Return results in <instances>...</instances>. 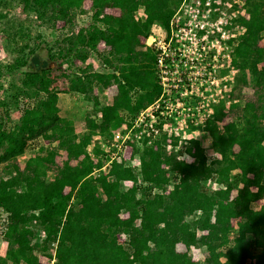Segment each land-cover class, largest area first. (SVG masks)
<instances>
[{
  "label": "trees",
  "instance_id": "obj_1",
  "mask_svg": "<svg viewBox=\"0 0 264 264\" xmlns=\"http://www.w3.org/2000/svg\"><path fill=\"white\" fill-rule=\"evenodd\" d=\"M86 1L21 0L55 22L66 20L68 30L54 43L23 39L13 63L0 67L1 80L5 74L23 76L21 86L13 79L0 100V152L12 160L0 176V210L9 214L0 264H42L40 255L52 243L58 245L57 264H264V205L255 208L264 198V0H244L246 15L235 22L246 28L231 53L242 85L228 94L237 100L230 111L224 102L217 105L202 129L211 147L192 139L177 150L176 140L169 151L166 138L157 148L134 145L131 162H115L98 178L93 172L102 161L95 167L87 147L96 135L109 139L161 95L156 52L144 41L155 27L168 29L183 0H89L93 22L78 28L74 20L88 14ZM110 9L121 16L108 15ZM141 9L145 21L135 18ZM234 9L241 11L239 5ZM101 43L107 51H100ZM92 54L105 72L91 71ZM247 74L253 77L251 93L244 89ZM60 77L81 96L118 86L112 106L84 112L86 132L78 137L74 121L61 115L59 90L52 88ZM23 100L35 105L13 124L11 112ZM39 134L59 142V149L40 151L22 168L16 157L27 137ZM62 150L68 159L58 165L55 152ZM124 182L133 186L123 191ZM73 199L80 209L72 207ZM250 234L260 252L246 248ZM179 244L185 252L177 250ZM194 248L204 251L203 262L194 261Z\"/></svg>",
  "mask_w": 264,
  "mask_h": 264
},
{
  "label": "built area",
  "instance_id": "obj_2",
  "mask_svg": "<svg viewBox=\"0 0 264 264\" xmlns=\"http://www.w3.org/2000/svg\"><path fill=\"white\" fill-rule=\"evenodd\" d=\"M238 2L227 4L232 11L228 13L220 7V0H183L168 29L147 38V47L156 52L161 95L130 124L102 141V171L114 162H131L134 145L157 148V143L166 138L167 149H173L176 140L177 147L182 148L206 127L215 107L226 102V95L232 91L230 76L221 78L219 71L231 66V62L228 66L220 63L231 57L230 41L237 37L228 28L232 22L226 16L237 17L234 5L240 6ZM220 14L225 17L217 28L214 22Z\"/></svg>",
  "mask_w": 264,
  "mask_h": 264
},
{
  "label": "rangeland",
  "instance_id": "obj_3",
  "mask_svg": "<svg viewBox=\"0 0 264 264\" xmlns=\"http://www.w3.org/2000/svg\"><path fill=\"white\" fill-rule=\"evenodd\" d=\"M221 1V0H220ZM239 1L241 5L239 6L241 8V11L237 10L236 15L237 17L229 18L227 15L226 17L230 19V22H232V25H229L228 28H230V31L232 34H236L237 37L234 39H239L246 33V28L240 26L238 23L236 24V20L240 16H245L246 12L242 8L244 0H236ZM222 4H220V7L224 9V11L231 13V9L228 8L227 4L231 3L229 1L228 3L221 1ZM182 5V4H181ZM180 5V6H181ZM179 6V7H180ZM84 10L88 13L83 16H79L75 18V22L77 24L78 28L87 27L92 24V3L91 1H86L84 5ZM178 10V9H177ZM234 10V9H233ZM108 15L112 16H121L122 12L119 9H110L107 11ZM51 16V15H50ZM50 16H46V14H41L37 10H34L30 7H26L21 0H0V67L4 71V67L6 65L12 64L15 55L13 53V50L16 48V46H22V40L29 38L32 42V44L37 43V38H44L45 40L49 42H56V41H62L63 38L67 35L68 28L65 27L67 21L66 20H59L57 22L53 21ZM174 16V15H173ZM225 15L220 14V16H217L218 22H214L215 27H220V21H224ZM136 20H142L145 21L147 16L144 13V11L141 9L135 14ZM173 18V17H172ZM171 18V19H172ZM216 18V17H215ZM77 29V28H76ZM164 33V29L161 27H155L153 29V32L151 35L158 36ZM145 39V44H146ZM238 40L235 43L234 41H230L231 50L234 52L235 46H237ZM100 51L104 52L107 51L105 43H101L99 46ZM226 62H223L224 60H221L220 63L225 64V66H228L231 62L230 67H226L225 69H220L219 76L221 78L225 77V75L230 76V82L232 91L235 88H238L242 85V75L241 72L233 65L232 63V54L230 58H224ZM87 64L91 66L93 72H105L106 70L102 67V64L100 60L95 56L91 55L90 59L87 61ZM77 65L81 66L82 64L80 62H77ZM4 66V67H3ZM260 67H264V63L260 65ZM227 69H229L227 71ZM225 70V71H224ZM111 72V71H109ZM228 72V73H227ZM7 73V72H6ZM225 74V75H224ZM6 76L2 78L0 82L4 85L3 89H0V100L4 98L5 92L7 89L10 88V82L14 79V81L17 83V85L21 86L22 82V74L21 72H16L13 76L10 74H5ZM60 75V73L58 74ZM156 75H157V68H156ZM61 78V77H60ZM253 80V77L247 74V81L249 83V86H245L244 89L246 93H251V82ZM70 82L67 80H63L62 78L56 81L52 88L58 89L60 92V107H61V115L67 116L69 119L74 121L75 123V134L76 136H81L83 133L86 132V127L84 124V112L88 109L93 108H99L100 106H112L114 102L115 95L118 92V86L113 85L107 89L104 88H98L95 90L94 93H91L87 96H81L76 93H73L69 91ZM232 103H237V100H231L229 95H226V102H224L223 106H225V111H230V107ZM33 102H27L23 100L19 104V108L16 111L11 112V119L13 121V124H16L17 121L21 118L23 112L27 107H32ZM35 105V104H34ZM143 110V109H142ZM3 116V110H0V118ZM99 118L102 117V114L100 113ZM229 121H234V116H229ZM12 124V125H13ZM123 124L120 128H122ZM118 128V129H120ZM116 129V130H118ZM114 130V131H116ZM112 131V133L114 132ZM112 133L111 136L112 137ZM97 137H101L99 141H96L95 139ZM109 137V138H110ZM201 141L202 146L209 149L211 147V140L207 136L206 131H201L195 134V138ZM104 137L102 135H96L94 136L88 147H87V154L90 156L91 161L93 162V165L96 167L100 162L102 161V167H104L103 164V155L104 150L101 149V143L104 141ZM26 144L24 142V152H21L17 155V160L22 168L25 167L26 163L33 157L39 155L40 151L46 153L47 151H51L52 153L59 149V142L51 143L50 141L44 139L40 134L36 138H31L30 136L27 137ZM93 143H95L93 145ZM26 145H28V148H26ZM174 149V147H173ZM177 150L183 149V147H176ZM102 151L101 154H99L97 151ZM171 150V149H167ZM54 160L58 165H62L64 161L68 159V155L65 151H58L55 152ZM99 154V155H98ZM211 154V152H210ZM10 158L4 157V152H0V176L4 175L5 167L7 165L12 164V160H9ZM73 164H76V162H72ZM115 163V162H114ZM122 163V162H121ZM135 163V162H134ZM111 164L109 167H107L106 170L102 171L101 168H95L93 172V177L98 178L102 174H109L111 170ZM111 178V180H113ZM133 186V182H124L123 183V191L129 190ZM213 188V185L210 186ZM69 191V190H67ZM237 195V191L235 190L233 193V197ZM71 205L75 209H80L79 204L76 202V200H72ZM264 205V198L260 200L258 203L255 204L256 209H260ZM9 214L5 210H0V255L5 256L7 254V242L4 240L3 237V231L5 229V224L7 221ZM234 226L236 227V231L234 233V237H236V234L238 233L237 228V221H234ZM42 237H44V234H42ZM122 238V237H121ZM253 236L250 234L248 235L246 239V248L251 250L253 253L260 252V250H256L253 246ZM57 243H52L49 246V249L46 254L40 255V262L42 264H57L56 260V251H57ZM177 250L179 252H185L186 247L183 244H179L177 246ZM204 251L198 250L196 248L192 249L193 259L195 262H203L204 259Z\"/></svg>",
  "mask_w": 264,
  "mask_h": 264
}]
</instances>
